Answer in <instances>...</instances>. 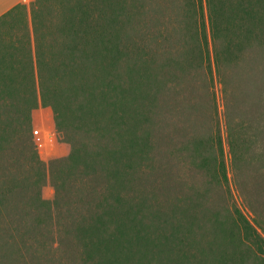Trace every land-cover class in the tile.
Segmentation results:
<instances>
[{
	"label": "trees",
	"instance_id": "trees-1",
	"mask_svg": "<svg viewBox=\"0 0 264 264\" xmlns=\"http://www.w3.org/2000/svg\"><path fill=\"white\" fill-rule=\"evenodd\" d=\"M195 2L214 66L237 64L245 49L264 46V0L187 1V14ZM66 3L50 18L55 29L44 30L46 22L32 15V44L26 34L0 61V106L10 107L0 108V264L50 254L59 228L79 264H264V238L239 210L213 214L199 201L190 208L139 196L142 167L153 149L154 107V96L144 90L143 50L135 39L140 0ZM188 18L186 33H194L196 21ZM23 46L25 60L15 55ZM205 61L211 72L208 53ZM38 107L49 110L57 135L70 144L68 157L52 171V202L39 196L45 167L30 118ZM65 130L80 138L71 141ZM218 170L212 177L225 180L223 163ZM81 178L89 180L84 191L74 190L82 199L64 215V199L73 194L67 189ZM211 237L222 240V259Z\"/></svg>",
	"mask_w": 264,
	"mask_h": 264
},
{
	"label": "rangeland",
	"instance_id": "rangeland-1",
	"mask_svg": "<svg viewBox=\"0 0 264 264\" xmlns=\"http://www.w3.org/2000/svg\"><path fill=\"white\" fill-rule=\"evenodd\" d=\"M187 1L193 2L140 0L144 7L138 12L141 28L135 39L139 36L143 50L139 63L147 81L144 90L154 96V107L150 124L153 149L150 162L142 167L139 196L153 195L167 205L184 202L190 208L197 207L199 201L213 214L237 209L264 238V46L248 47L237 64L214 66L210 35L199 29L198 4L187 9L191 10L188 15ZM33 2L15 8L0 21V61L5 62L6 53L13 52L10 44L24 41L26 34L32 44V15L46 22L44 30L55 29L49 25L50 18L57 17L67 4L66 0H35L32 6ZM187 17L196 21L194 33H186ZM23 47L15 55L25 60L29 54ZM207 53L211 72L205 61ZM30 118L32 135L36 130L45 139L44 147L36 153L45 167L39 196L52 202L56 199L52 171L68 157L70 144L57 135L48 109L38 107ZM65 134L71 141L80 138L67 130ZM20 138L24 143L25 136ZM221 163L225 180L220 174L212 177L215 169L219 173ZM18 167L24 171L27 165ZM88 183L87 178H81L67 189L73 194L64 199L69 204L62 210L64 215L68 208L74 212L79 204L81 196L74 190L84 191ZM68 240L59 228L50 254L27 255L16 264H79ZM209 242L216 258L222 259L226 254L222 240L211 237Z\"/></svg>",
	"mask_w": 264,
	"mask_h": 264
},
{
	"label": "crops",
	"instance_id": "crops-1",
	"mask_svg": "<svg viewBox=\"0 0 264 264\" xmlns=\"http://www.w3.org/2000/svg\"><path fill=\"white\" fill-rule=\"evenodd\" d=\"M31 0H0V21L15 10L16 6H28Z\"/></svg>",
	"mask_w": 264,
	"mask_h": 264
},
{
	"label": "built area",
	"instance_id": "built-area-1",
	"mask_svg": "<svg viewBox=\"0 0 264 264\" xmlns=\"http://www.w3.org/2000/svg\"><path fill=\"white\" fill-rule=\"evenodd\" d=\"M33 140H34V144L36 145L37 150L42 149L45 145V139L42 136V134H40L39 131H34V135H33Z\"/></svg>",
	"mask_w": 264,
	"mask_h": 264
}]
</instances>
